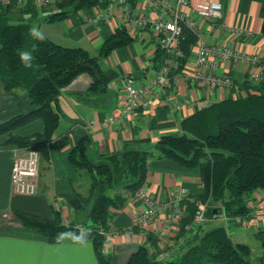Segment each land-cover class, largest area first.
I'll list each match as a JSON object with an SVG mask.
<instances>
[{"label":"crops","instance_id":"0c3cea01","mask_svg":"<svg viewBox=\"0 0 264 264\" xmlns=\"http://www.w3.org/2000/svg\"><path fill=\"white\" fill-rule=\"evenodd\" d=\"M153 1L99 0L93 6H84L53 21L43 20L42 17L56 8H38L32 2L21 6L14 2H0L1 5H10V10L17 6L15 10H21L17 12L19 18L32 20L33 27L55 42L66 46L79 45L90 53H96L103 37L117 25H125L132 36L128 44L98 59L107 79L106 92H88L91 77L87 72L77 74L60 89L62 114L47 142L48 157H40L37 190L34 194L12 191L10 166L15 145L5 143V135H0V214L5 216L3 218L0 215V264H98L89 240H80L63 232L59 241L49 242L40 233L20 225L12 215V210H22L50 218L57 210L63 223L81 224L89 228L93 198L82 206L79 200V195L85 196L87 193L89 180L83 171L76 170L67 159L70 147L84 134L90 137L92 150L101 153L110 163L114 192L120 190L125 197L122 206L110 208L103 253L114 263L122 264L141 243L152 251L154 243L146 238L148 233L155 238L158 253L167 250L169 259L178 257L184 251L187 241L182 237L179 243V223L167 225L164 222L167 209L162 206L171 192L176 193L182 187L187 190L185 193L188 197H184L187 200L202 192L197 167H185L166 157L152 156L147 159L145 180L140 189L149 199L157 201L159 211L153 220L144 223L134 224L135 217L145 205L144 200L137 196V190L129 191L121 186L136 177L140 148L150 145L163 134L180 132V121L197 109L220 99L243 97L251 90L249 86L255 82L249 78L250 73L257 71L259 64L241 57L219 62L212 69L201 71L202 75L213 70L230 77L231 83L228 85L207 87L201 80L192 79L191 74L196 68L195 49L200 40L216 47H228L240 56L257 55L264 59V0H218L222 4V16L215 20L195 11L194 4L198 0H190L187 5L180 7L179 12L193 21L195 31H191L197 34L181 71L161 89L157 104L138 110L133 123L125 120L101 127V120L108 114L116 113L121 104L123 85L127 81L136 86L142 85L155 69L152 57L158 45L157 36L150 29L134 24L137 18L156 14ZM28 3L36 9H27ZM125 9L128 11L127 16L123 14ZM165 63L168 68L176 65L170 59H166ZM259 80L264 81V69ZM30 107L23 88L5 91L0 83V121L27 111ZM42 126V120L35 118L16 127L13 132L26 135L41 130ZM246 202L251 214L243 228L231 222L233 217H225L220 213L209 218L205 226H224L230 235L238 238L234 241L246 242L252 250L260 245L255 231H264V208L259 211L264 205V191L253 190ZM197 228L191 227L192 230ZM203 229L201 227L199 232L187 235L193 241ZM261 251L259 249L258 255ZM160 254H156V257Z\"/></svg>","mask_w":264,"mask_h":264},{"label":"trees","instance_id":"16d2710c","mask_svg":"<svg viewBox=\"0 0 264 264\" xmlns=\"http://www.w3.org/2000/svg\"><path fill=\"white\" fill-rule=\"evenodd\" d=\"M98 2L58 0L56 10L49 11L42 19H61L70 12ZM26 7L31 11L36 9L31 3ZM11 12L8 6L0 4V83L5 91L23 88L31 107L0 121V135H5V143L37 149L40 157L47 158V142L62 114L60 89L77 74L87 72L91 77L88 92H106L107 79L98 59L128 44L132 36L125 25H117L103 37L96 53H90L79 45H62L46 35L43 40L32 37V20L14 18ZM196 35L191 29L183 28L179 40L181 54L173 59L175 67L168 68L169 79L186 63ZM20 52L32 54L31 67L21 61ZM152 58L153 67L159 68L169 56L158 44ZM249 89L243 97L220 99L197 109L180 121V132L163 134L150 145L140 148L137 175L122 187L129 191L140 188L145 180L147 159L166 157L185 167H197L203 190L195 195V200L210 203L208 216L220 213L225 217H248L251 208L246 196L256 189L264 190V81L259 80ZM35 118L42 120L41 130L26 135L13 132L16 127ZM92 148L90 137L84 134L70 147L67 159L88 177L87 193L79 195L80 206L93 198L89 218L98 227L79 228L73 223H63L57 210L50 218L22 210H12V215L20 225L40 233L49 242L59 241L63 232L80 240H89L98 264H119L111 261L102 248L110 208L122 206L125 197L114 192L110 163ZM195 200L186 201L189 206L186 222L191 219ZM216 202L219 203L215 205ZM212 208L220 209V212L214 213ZM180 228L183 231V223ZM255 236L262 248L255 260L250 257L249 245L232 240L224 226L203 229L194 241L186 240V247L178 257L158 259L155 238L148 233L146 238L154 243L153 250L149 251L141 243L122 264H264V231L257 229Z\"/></svg>","mask_w":264,"mask_h":264},{"label":"built area","instance_id":"2783aa9c","mask_svg":"<svg viewBox=\"0 0 264 264\" xmlns=\"http://www.w3.org/2000/svg\"><path fill=\"white\" fill-rule=\"evenodd\" d=\"M11 0H0L1 3H7ZM22 2L25 0H15ZM35 5H45L51 0H31ZM152 4L157 10L156 14L151 17H141L134 20V24L146 27L154 32L157 36L158 44L164 49L165 53L173 60L181 54L179 40L182 38L184 27L195 31L193 21L183 16L179 8L187 5L190 0H154ZM195 11L206 18L218 19L222 16V4L218 0H198L194 4ZM171 11V12H170ZM170 12V13H169ZM124 16L128 15L127 9L123 10ZM195 69L191 74L194 80H201L210 86H222L231 83L227 76L211 73L202 75L201 71L212 69L217 63L229 59L245 58L248 61L258 63L259 68L250 74L251 80H257L262 75L264 69V59L257 55L249 57L240 56L237 52L228 47H211L204 41L197 42L196 46ZM169 82L168 65L162 64L159 68L152 71V75L144 84L136 86L131 81L123 85L124 97L118 106L116 113L105 116L100 122L101 127H108L117 121H129L133 123L137 117L140 108H149L158 103L161 89ZM40 154L34 148H12V159L10 166V182L12 191L19 194H34L37 190V177L39 172ZM170 194L165 204L172 207L174 213L179 212L180 193ZM137 196L148 201L147 207L143 208L139 215L134 219L135 222H144L150 220L155 211L156 204L149 199L145 193L138 188ZM205 205L198 202L194 211L193 222L201 224L206 219ZM159 259V258H158Z\"/></svg>","mask_w":264,"mask_h":264},{"label":"rangeland","instance_id":"374dc122","mask_svg":"<svg viewBox=\"0 0 264 264\" xmlns=\"http://www.w3.org/2000/svg\"><path fill=\"white\" fill-rule=\"evenodd\" d=\"M58 0H51L49 3H47V4H45V5H35L36 7H38V8H56V2H57ZM12 2H14V3H16L17 5H22L23 3H27V2H32L31 0H25V1H22L21 3L20 2H17V1H15V0H11L10 2H7V3H10V4H12ZM5 6H10V5H5ZM13 7H15V8H18L17 6H13ZM12 8V7H11ZM15 8H12V12H11V15L14 17V18H18V15H17V12H18V10L16 9L15 10ZM210 45V44H209ZM211 47H214V45H210ZM195 51H196V49H195ZM195 58H196V56H195ZM242 59H244V60H246L245 58H242ZM211 73H215L213 70H211ZM252 73V72H251ZM250 73V74H251ZM222 75V74H221ZM224 76H226V75H224ZM228 77V76H227ZM229 79H230V77H228ZM230 81H231V79H230ZM203 82V81H202ZM255 83L256 82H258L257 80H255L254 81ZM203 85H205V86H207V87H212V86H210V84H206V83H204L203 82ZM122 187V186H121ZM202 188H203V184H202ZM181 190L183 189V193L184 194H182V193H180L179 194V196H180V202H179V207L181 208V210H179V212H176V213H174V211H173V209H172V207H169V205L168 204H165V203H163V206L162 207H164V208H166L167 209V214L165 215V218H164V222L168 225L169 223H179V233H180V239L181 240H179L180 242L179 243H181L182 242V237H185L186 239H185V241L186 240H190L191 238H190V236H188L187 235V233H189V235H190V233H195L194 231H197V232H199V230H200V228L202 227V228H204V229H207V228H210V227H213V226H205V223L206 222H208V220H209V218H211L212 216H208L207 215V206H209L210 205V203L208 202L207 204H206V202H203V201H201V200H199V199H196L195 200V195H193V196H191V198H189V200H187L186 198L188 197H186V194L187 193H185V192H187V190L185 189V188H180ZM264 191V190H263ZM111 193H113V191L111 190L110 191ZM117 192H120L122 195H123V193L120 191V190H118ZM171 194H173L172 192H171ZM146 195V194H145ZM197 195V194H196ZM248 196V195H247ZM247 196H246V199H247ZM148 197V196H147ZM184 197H186L185 199H184ZM143 199V198H142ZM144 200V203H145V205L140 209V211L138 212V214L137 215H139L140 214V212L143 210V208H145V207H147V205H148V201L147 200H145V199H143ZM192 200H195L194 201V210H193V213H192V216H191V219L188 221V222H186V214L188 213V209H189V206H187V204H186V201H189V202H191ZM153 202H155V204H156V211H155V213H154V215H153V217L150 219V220H147V221H151V220H153L155 217H156V215H157V212L159 211L158 210V208H159V206H158V203H157V201L155 200H153ZM198 202H201V203H203L204 205H205V209H206V219L204 220V222L203 223H201V224H195L194 222H193V216H194V211H195V209H196V205H197V203ZM186 204V207H185V204ZM217 203H219V202H216L215 203V205L217 204ZM264 208V205L261 207V208H259V211H262V209ZM264 210V209H263ZM1 215V217L3 216L2 214H0ZM10 216H11V214H10ZM5 216H3V218H4ZM8 217V216H7ZM233 218H232V221L231 222H234V224L236 225V226H241V228H243V226L245 225V224H247L248 223V221H249V217H244V216H232ZM109 218H110V212H109V216H108V218H107V222H106V225L108 224V220H109ZM236 218V219H235ZM234 220V221H233ZM144 222H146V221H144ZM144 222H139V223H144ZM139 223H137V222H135L134 221V224H139ZM182 223H183V231L181 230V228H180V226L182 225ZM231 224H233V223H231ZM76 225V224H75ZM92 225H94V227H98V225L97 224H94V223H92V221L90 220V227H92ZM77 227H79V228H83V226L80 224V225H76ZM87 226V225H86ZM193 226H195V227H198L197 229H195V230H192L191 229V227H193ZM203 226H205V227H203ZM192 230V232H189V231H191ZM106 232V231H105ZM256 232V231H255ZM200 235V234H199ZM199 235H197V237L199 236ZM256 237V236H255ZM231 239L232 240H238V238L235 236V235H231ZM191 242H192V240H190ZM194 241V240H193ZM259 249L260 250H262L261 249V246L260 245H258V248H252V250H251V248H250V250H251V253H250V257L253 259V260H255L256 259V257L258 256V251H259ZM261 253V252H260ZM157 254H160V253H157ZM158 256V255H157ZM157 258H159V259H162V258H168L169 259V254H168V251L167 250H164V253H162V254H160Z\"/></svg>","mask_w":264,"mask_h":264},{"label":"clouds","instance_id":"9594fccd","mask_svg":"<svg viewBox=\"0 0 264 264\" xmlns=\"http://www.w3.org/2000/svg\"><path fill=\"white\" fill-rule=\"evenodd\" d=\"M30 35L34 38L43 40V33L36 27L30 28ZM21 61L25 64L26 67H31V61L34 59L30 52H20Z\"/></svg>","mask_w":264,"mask_h":264},{"label":"water","instance_id":"95a60500","mask_svg":"<svg viewBox=\"0 0 264 264\" xmlns=\"http://www.w3.org/2000/svg\"><path fill=\"white\" fill-rule=\"evenodd\" d=\"M216 211H217V212H220V209H217V210H216L215 208H212V212L215 213Z\"/></svg>","mask_w":264,"mask_h":264}]
</instances>
